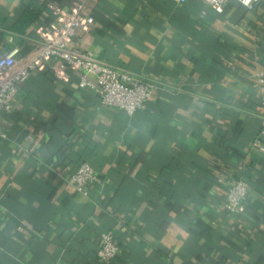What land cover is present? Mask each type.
I'll use <instances>...</instances> for the list:
<instances>
[{
	"label": "crops",
	"instance_id": "1",
	"mask_svg": "<svg viewBox=\"0 0 264 264\" xmlns=\"http://www.w3.org/2000/svg\"><path fill=\"white\" fill-rule=\"evenodd\" d=\"M0 0V51L30 52L76 0ZM73 41L157 86L132 114L104 106L62 58L19 85L0 114V264H264V0H87ZM98 173L90 195L68 181ZM243 176L248 207H226ZM118 255L102 263L101 234Z\"/></svg>",
	"mask_w": 264,
	"mask_h": 264
},
{
	"label": "built area",
	"instance_id": "2",
	"mask_svg": "<svg viewBox=\"0 0 264 264\" xmlns=\"http://www.w3.org/2000/svg\"><path fill=\"white\" fill-rule=\"evenodd\" d=\"M87 0H76L74 8L66 12L61 22L45 33L35 43L33 49L21 56V49L15 46L0 51V114L14 110V98L19 85L24 82L31 71L43 67L54 58L64 59L68 65L80 74V87L90 86L98 92L104 106L123 109L129 114L146 106L156 84L139 77L127 69L114 66L98 58L89 49H83L73 41L79 27L94 22L91 14H84L83 8ZM216 10L223 12L229 0H204ZM248 8L261 0H238ZM254 83L264 86V71L255 75ZM264 107V99L262 101ZM264 134V113L261 117ZM3 138L5 132L0 133ZM98 173L88 161L81 162L68 181L84 196L90 195L92 185L98 181ZM250 182L238 176L231 182L227 190L226 207L235 214L244 213L249 197ZM120 247L113 230L101 234V244L97 251L102 263L114 259Z\"/></svg>",
	"mask_w": 264,
	"mask_h": 264
},
{
	"label": "trees",
	"instance_id": "3",
	"mask_svg": "<svg viewBox=\"0 0 264 264\" xmlns=\"http://www.w3.org/2000/svg\"><path fill=\"white\" fill-rule=\"evenodd\" d=\"M46 7L47 5L44 0H32L26 5L22 14L15 21L13 29L24 33L33 23L41 20V15ZM248 206L247 201L246 209L249 208Z\"/></svg>",
	"mask_w": 264,
	"mask_h": 264
}]
</instances>
